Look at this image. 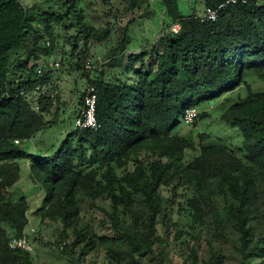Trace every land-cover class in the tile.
I'll use <instances>...</instances> for the list:
<instances>
[{
    "label": "trees",
    "instance_id": "trees-1",
    "mask_svg": "<svg viewBox=\"0 0 264 264\" xmlns=\"http://www.w3.org/2000/svg\"><path fill=\"white\" fill-rule=\"evenodd\" d=\"M23 1L0 0V264H31L27 251L9 247L11 238L3 229L7 224L15 231V238H24L29 205L25 197L12 200L8 190L20 177L16 161L27 157L31 159L30 177L44 191L41 218L60 220L64 231L77 214V196L102 195L103 191H97L94 183L103 171L102 183L113 209L115 186L121 193L133 191L144 196L151 216L149 235L135 237L125 227L122 236L132 240L137 250L151 251L158 241L153 228L162 203L160 188L173 186L177 181L194 187L195 193L188 202L197 211L204 200L203 186L218 180L236 202L229 216L246 247L250 207L258 201L254 174L264 167V93H253L246 77L264 76V0L228 5L215 22H201L196 13L182 16L177 0H162L179 30L173 32L169 27L164 31L156 54L146 61V53L121 55L115 60L118 63L126 59L131 82L88 80L87 88L95 89L99 129H78L74 125L50 155L33 156L26 153L25 143L47 129L49 122L45 116L52 108V99L40 94L52 74L41 76L34 71L40 55L46 51L41 47L42 41L51 37L52 23L64 24L72 18L80 25L83 13L76 11V0H43L57 5V11L53 7L44 10L37 5L26 6ZM143 1L127 0L128 9L134 10ZM225 1L204 0L205 8H215ZM40 18L43 29L35 24ZM64 27L69 30L71 25ZM82 33L85 44L96 36L91 27L84 28ZM125 46L123 40L118 48ZM20 50L25 58L12 61L11 54ZM31 62L33 69L29 67ZM240 87H244L246 98L238 99L222 121L240 130L245 158L217 145L197 148L194 141L174 132L183 122L186 110ZM86 90L79 98L78 114ZM205 116L198 113L191 125ZM199 138L202 142L208 136ZM142 152L153 157L147 162L151 177L145 175L147 160L140 157ZM130 157L134 170L118 178L114 165L122 166ZM209 200L208 197L204 205ZM261 202L264 209V198ZM112 219L113 229L122 232L117 217Z\"/></svg>",
    "mask_w": 264,
    "mask_h": 264
},
{
    "label": "rangeland",
    "instance_id": "rangeland-1",
    "mask_svg": "<svg viewBox=\"0 0 264 264\" xmlns=\"http://www.w3.org/2000/svg\"><path fill=\"white\" fill-rule=\"evenodd\" d=\"M23 4L37 5L44 10L53 7L57 11L59 8L52 3H43V0H24ZM75 4L76 11L83 13L82 23L76 25L72 18L64 24L52 23L51 37H45L41 44L46 51L40 55L34 71L41 76L47 72L52 74L49 84L40 93L52 99V108L45 116L49 122L47 129L25 143L28 156L50 155L69 135L80 110L79 98L89 79L97 78L109 84L120 80L131 82L132 73L126 71V59L118 63L115 60L121 55L141 53H146L145 61L154 57L162 33L176 25L162 0H144L134 10L128 9L127 0H76ZM177 4L185 17L199 14L206 7L204 0H177ZM35 24L43 29L41 18ZM64 25H71V28L65 30ZM86 27L93 28L96 36L85 44L82 32ZM123 40L126 46L120 50L118 47ZM24 58L23 50L13 52L10 57L12 61ZM87 60L91 62V70L83 65ZM30 66H33L32 62ZM246 82L253 93H264V76L248 75ZM246 96L244 87H240L212 102H205L196 108L198 113L206 115L203 119L196 121L195 126L181 122L174 132L194 141L197 148L217 145L245 158L240 130L222 121V117L238 99ZM200 135H206L208 139L201 142ZM140 157L147 160L144 172L146 177H151L147 162L153 157L146 152ZM129 159L122 166L114 165L118 178L134 170L133 157ZM16 162L20 177L8 193L12 200L25 197L29 205L24 239L31 248L27 251L31 264H264V209L261 202L264 198V167L254 174L258 201L250 207L246 247L230 219L229 212L236 207V202L226 187L218 180L204 185V200L200 210L196 211L188 202L195 193L194 187L177 181L173 186L161 187L158 192L162 203L155 214L153 228L158 241L151 251H139L132 240L122 236V230L129 228L135 237L149 235L151 216L142 194L121 193L115 186L116 209H113L102 183L101 171L94 187L103 191L102 195L97 198L77 196V214L64 231L60 220L41 218L45 196L42 185L35 184L30 177V157ZM99 183L101 185H97ZM208 197L210 200L204 205ZM113 216L118 219L121 234L113 229ZM3 229L11 242L16 239L15 231L9 225H3Z\"/></svg>",
    "mask_w": 264,
    "mask_h": 264
},
{
    "label": "built area",
    "instance_id": "built-area-1",
    "mask_svg": "<svg viewBox=\"0 0 264 264\" xmlns=\"http://www.w3.org/2000/svg\"><path fill=\"white\" fill-rule=\"evenodd\" d=\"M247 0H226L224 3L218 5L215 8H205L202 12L197 14V18L201 22H215L219 19L220 13L228 5H234L237 3H246ZM178 26V27H177ZM171 30L177 32L179 30V25H173ZM85 69L91 70L92 65L90 60L83 63ZM96 105L97 98L95 94L94 87H88L84 96V103L80 113L75 120V127L78 129H93L98 130L99 124L96 119ZM198 116V111L195 108H189L186 110L183 116V122L186 124H191ZM9 247L11 249H21L24 251H30L31 248L27 246V241L24 238L13 239L9 242Z\"/></svg>",
    "mask_w": 264,
    "mask_h": 264
}]
</instances>
